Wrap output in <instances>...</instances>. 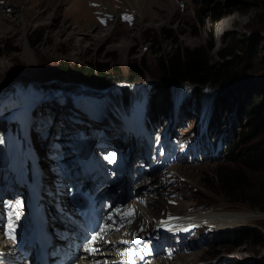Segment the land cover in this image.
<instances>
[{"label":"rangeland","instance_id":"rangeland-1","mask_svg":"<svg viewBox=\"0 0 264 264\" xmlns=\"http://www.w3.org/2000/svg\"><path fill=\"white\" fill-rule=\"evenodd\" d=\"M130 1L0 0V62L8 64L4 71H0V89H3L1 92L9 90L10 87L6 88L7 86L16 83L19 85L22 80L31 83L38 80L43 85L37 88L36 94L44 101L45 93L52 92V88L55 89L48 85L56 83V78H51V76L57 71L58 64L85 66L92 62L108 63L112 57L116 58L115 63L124 70H128L132 59L145 60L149 72L143 81L157 84L159 79V69L156 65L157 51L169 52L177 46L206 47L212 37L208 24L204 26L199 23L198 14L213 0H149L142 7L147 13L143 18L134 7V2L130 4ZM216 1H220L227 8H234L238 11L244 10L246 7L244 4L249 2L248 0ZM99 3L102 5L100 8L95 6ZM132 7L134 10L131 9ZM99 10L114 15L109 26H103L98 19L95 12ZM123 12L135 13L133 25L122 22ZM255 14L256 10L251 8L247 14L237 12L220 21L215 26V43L218 49L222 48L233 33L243 35L242 37L246 36L251 41L255 40L256 36L264 40V33L256 31L252 26ZM24 19L25 27L21 26ZM250 44V42L247 44L245 53L238 56L247 60L246 63L234 69V74L239 77V80L231 83L233 94L230 103L234 104L238 111L241 103L242 105L243 103L248 104V101L255 95L264 94V51L261 50L258 59L253 61L254 49ZM25 46H28L31 57L25 52ZM215 51L211 59L216 63ZM134 53L136 54L133 55ZM233 59L232 57L227 58L231 62ZM249 63L253 65L251 70L247 68L250 66ZM65 83L73 88L76 87L75 90L85 88L83 84L78 85L74 82L73 86L69 82ZM65 83H56L55 86L63 87L67 85ZM218 89H221L219 85L214 90ZM26 90L30 91L29 87ZM21 92L23 95L27 93L23 90ZM30 94L36 97V94ZM16 95L17 93L14 97ZM210 100H212V93L206 94L203 98L205 114L209 113V105L205 103ZM28 103L30 104L31 101ZM23 105L24 103L17 104L18 109L20 110ZM35 105L36 103L33 102V106ZM192 117L193 115H190L187 118L193 119ZM197 122L194 119L192 127L187 130L183 128L188 126L181 123L176 130L172 122L166 129H158L155 135L157 144L171 145L178 141L180 146H186L187 157L185 149L171 148L169 150L170 159L168 158L169 161H167L166 156H160L161 153L156 148L148 149L149 159L157 160L150 163L151 180L156 183L155 190L152 196L150 195L154 204L157 202L159 207H156L160 208L161 205V209H166L168 205L175 212L186 210L192 215L202 213L237 215L240 219L237 225L231 228L223 226L222 229H229H216V231L231 232L253 227L264 233V213L251 209L245 204L229 202L218 193L212 184L211 178L215 176V173L228 165L224 161L217 162L216 156L209 150L208 143L202 139L200 119ZM0 124L5 130H11V133L15 134L4 116L0 118ZM15 139L18 140L17 135ZM160 157L164 159V165L159 163ZM172 169L174 173L188 178L185 181L187 183L181 182L178 177H172L169 172H166ZM11 171V167L6 168L0 158V213H4L7 209L5 204H9L6 202V193L12 192L13 188L16 190V179ZM155 191L159 192L158 196H154ZM174 194H177L174 201L178 204L172 207L169 204V198ZM198 207L200 210H197ZM159 211L162 210L159 209ZM251 215L257 216L252 217ZM204 237L205 233L195 232L184 238V247L179 253V263L264 264V242L259 245L251 243L240 247L225 243L214 246L213 239L208 238V242ZM182 252L185 253L181 256Z\"/></svg>","mask_w":264,"mask_h":264},{"label":"trees","instance_id":"trees-1","mask_svg":"<svg viewBox=\"0 0 264 264\" xmlns=\"http://www.w3.org/2000/svg\"><path fill=\"white\" fill-rule=\"evenodd\" d=\"M248 1L244 4V10L238 11L213 0L207 8L199 12V23L204 26L207 23L212 34L206 47L177 46L169 52L157 51L159 79L153 86L151 108L158 115H166L170 91L179 84L190 83L198 86L193 93L196 99L192 98L195 102L212 93L214 107L209 126L216 137V143H220L216 147L218 155L228 165L215 173L211 178L212 184L229 202L245 204L264 213V94L255 95L248 104L241 103L239 111L230 103L233 94L231 83L239 80L234 69L247 61L238 56L245 53L250 42L254 49L253 61L257 60L261 50L264 51V40L256 36L251 41L246 36L233 33L222 48L218 49L215 43V26L220 21L237 12L247 14L251 8L256 10L252 26L256 31L264 33V0ZM214 51L217 56L216 63L211 59ZM228 57L234 58L233 61H228ZM115 59L112 57L108 63L92 62L85 66L60 63L51 78L107 90L116 84L141 82L149 72L145 60L132 59L128 70H124L115 63ZM249 64L247 68L251 70L253 65ZM218 85L221 89L214 90ZM210 239H213L214 246L222 243L237 247L251 243L259 245L264 242V233L250 227L231 232L216 231Z\"/></svg>","mask_w":264,"mask_h":264},{"label":"bare ground","instance_id":"bare-ground-1","mask_svg":"<svg viewBox=\"0 0 264 264\" xmlns=\"http://www.w3.org/2000/svg\"><path fill=\"white\" fill-rule=\"evenodd\" d=\"M148 1L149 0H131L129 3L131 4V3L134 2V7L137 9V11L140 12L141 18H143V16L145 17L146 16L145 14H147V13H145V11L143 10L142 7H144V4L145 3L147 4ZM131 9L134 10L133 7ZM25 23H26V21L24 19L21 22V26L25 27ZM25 52H27V55L29 57L32 56L31 53L29 52L28 46H25ZM6 66H8V64H5V62L4 63L0 62V71H4L5 70L4 68H6ZM15 89L21 92L20 88L17 85H14V89L9 88V90H6L5 92L3 91V92L0 93V94H2L1 95V98H0V104H1L0 107H6V108H8L7 107L8 106L7 104L9 103V101L11 99V94L14 92L13 90H15ZM21 94H22V92H21ZM31 95H33V94H29V93H26L24 95L22 94L24 100L25 99H30V100L35 99V96H31ZM27 110H29V107L28 106L25 108V111H27ZM18 113H20V112H15L14 111V112L11 113L10 117L13 114L16 115ZM141 189H143V188H141ZM89 196H90V194H89ZM97 202H99V199L98 198H95L94 199V204L96 205ZM150 202H151V206H153V207H150V211H151L150 213L153 215L154 213L157 212V214H159V216H160L162 214V211H159V209L160 210H164V209H161L162 206L160 205V208H158L159 207V204L157 202L155 204L151 200H150ZM156 206H158V207H156ZM109 212H111L110 209H109V211L107 213H109ZM113 215L114 214H112L111 216H113ZM189 215H192V214H189ZM189 215L187 217H185V218L182 219L184 221H181V219H177V220L180 221V223H177V222L174 221L171 224V226L174 227L176 225L182 224L181 227L182 228H187V229H193V227H198V226H206V227H209V228H216V229H220V230H227L229 228L222 229L223 226H228V227L231 228V226H235V225L238 224V222H240L239 221L240 220L239 217L237 215L234 216L232 214L231 215H225V214H220V213L219 214H217V213H212V214L202 213V214H199V215H192V216H189ZM251 216L252 217H256L257 215H251ZM78 218H80L79 215H78ZM113 221H115V219H113ZM150 224H151V222L148 225H150ZM133 239L136 240V237L133 238ZM115 244L117 246H121V244H124V243H122V241H119L118 240V241H116ZM146 260H147L146 263H148L149 260L148 259H146Z\"/></svg>","mask_w":264,"mask_h":264},{"label":"snow or ice","instance_id":"snow-or-ice-1","mask_svg":"<svg viewBox=\"0 0 264 264\" xmlns=\"http://www.w3.org/2000/svg\"><path fill=\"white\" fill-rule=\"evenodd\" d=\"M128 19H130V18H128ZM107 159H109V161L110 162H114L115 161V156L114 155H112V156H110V157H107ZM11 207V206H10ZM16 207L17 208H19V207H22V205H16ZM134 212H135V210L134 209H132V210H130V212L129 213H126V214H124V215H121L120 216V221L123 223L124 221H126L127 223H131L132 222V220H131V216L132 215H134ZM109 219L110 220H112V219H114V217H109ZM14 230H15V226H14V224H10L9 225V230H8V235H9V237L10 238H12V239H15V234H14ZM109 229L108 228H104V229H102L101 230V232H103V233H107V231H108ZM115 230H118V228L117 229H115ZM97 240H103V235H93V236H91L90 238H89V240H88V248L86 249L87 251H89V252H92V253H95L96 251H98V249L97 248H95L94 247V243L97 241ZM122 243H129L128 241H122ZM134 243H139V241H135ZM127 254H129V255H134L135 254V249H133V250H131L129 253H127ZM141 258H143L142 256H141ZM127 264H134V260L133 261H130V262H127Z\"/></svg>","mask_w":264,"mask_h":264}]
</instances>
